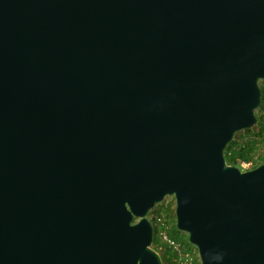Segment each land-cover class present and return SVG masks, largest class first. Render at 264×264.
<instances>
[{
    "label": "water",
    "instance_id": "1",
    "mask_svg": "<svg viewBox=\"0 0 264 264\" xmlns=\"http://www.w3.org/2000/svg\"><path fill=\"white\" fill-rule=\"evenodd\" d=\"M264 0H0V264H163L175 199L201 264H264L252 129Z\"/></svg>",
    "mask_w": 264,
    "mask_h": 264
},
{
    "label": "trees",
    "instance_id": "2",
    "mask_svg": "<svg viewBox=\"0 0 264 264\" xmlns=\"http://www.w3.org/2000/svg\"><path fill=\"white\" fill-rule=\"evenodd\" d=\"M261 105L256 110L257 123L254 128L243 130L245 135L239 140L234 139L227 145L225 149V159L229 165L237 166L241 168L242 162H253L252 168H256L262 164H264V154H258L259 151V143L264 140V87L261 88ZM152 215L149 217L151 223L154 225V234H153V245L158 242L157 233L160 230V221L158 220V216L149 213ZM160 226V227H159ZM159 228V229H158ZM173 234L168 232L169 236L172 239L179 240L177 237L178 233H181L176 230V225L174 228ZM185 247L191 248L192 245L188 241V237L186 236L184 242L180 241ZM163 259V264H173L171 259H166V255L161 254Z\"/></svg>",
    "mask_w": 264,
    "mask_h": 264
},
{
    "label": "built area",
    "instance_id": "3",
    "mask_svg": "<svg viewBox=\"0 0 264 264\" xmlns=\"http://www.w3.org/2000/svg\"><path fill=\"white\" fill-rule=\"evenodd\" d=\"M252 164L251 161L242 162L241 166L248 169ZM158 220L161 227L159 226L160 230L157 233L158 242L155 246L152 245L153 248L160 255H166V259H171L173 264H201L197 248H194V246L191 248L185 247L179 240L172 239L168 234L166 223L160 217H158Z\"/></svg>",
    "mask_w": 264,
    "mask_h": 264
},
{
    "label": "rangeland",
    "instance_id": "4",
    "mask_svg": "<svg viewBox=\"0 0 264 264\" xmlns=\"http://www.w3.org/2000/svg\"><path fill=\"white\" fill-rule=\"evenodd\" d=\"M259 85H260V88L264 87V80L260 81ZM244 135H245V133L243 131H240V132L235 134L234 139L240 140ZM258 149H259L258 154H261V155L264 154V140H262L259 143ZM263 158H264V156H263ZM252 166H253V164H252ZM252 166L248 169L241 166L240 169L243 171H246V170L253 169ZM151 212H152V214L162 218L163 222L166 223V226L168 228L167 229L168 232H170V233L173 232V234H176L174 232V228L176 225L175 199H174V197H172V196L166 197L165 200L163 201V203L160 205H157ZM151 216L152 215H149V217H151ZM176 230H177V228H176ZM186 236H187V234H185L183 232L177 234V237L180 239V241H183V242H184ZM192 247H193V245H192Z\"/></svg>",
    "mask_w": 264,
    "mask_h": 264
}]
</instances>
